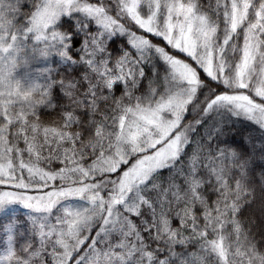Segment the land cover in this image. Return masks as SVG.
<instances>
[{
	"label": "snow or ice",
	"instance_id": "snow-or-ice-1",
	"mask_svg": "<svg viewBox=\"0 0 264 264\" xmlns=\"http://www.w3.org/2000/svg\"><path fill=\"white\" fill-rule=\"evenodd\" d=\"M0 264H264V0H0Z\"/></svg>",
	"mask_w": 264,
	"mask_h": 264
},
{
	"label": "trees",
	"instance_id": "trees-1",
	"mask_svg": "<svg viewBox=\"0 0 264 264\" xmlns=\"http://www.w3.org/2000/svg\"><path fill=\"white\" fill-rule=\"evenodd\" d=\"M203 2L205 4H207V3H209V0H203ZM211 2L214 4L215 0H211ZM126 39L127 38L125 37V40ZM239 42L241 44L243 43L242 30H241V35L239 37ZM243 119H244L243 117L240 118L241 121H243ZM235 127L239 130V133L232 137V140L235 141V142H240L241 140H243L245 137H248L249 135H251L253 137H259L260 136V132L259 131H254L253 130L256 126L253 125L252 127H250L248 125V122H238V123H236ZM213 199H215V197H213ZM17 216L23 217L25 220H27V216L26 215H22V214L18 213ZM241 220L244 221L245 228L250 230L251 233L256 236V239L259 240V236L257 235L258 227L260 225L259 212L256 211L254 215H250L249 211L246 209L244 215L241 217ZM27 226L28 227L31 226L30 222H29V224Z\"/></svg>",
	"mask_w": 264,
	"mask_h": 264
},
{
	"label": "rangeland",
	"instance_id": "rangeland-1",
	"mask_svg": "<svg viewBox=\"0 0 264 264\" xmlns=\"http://www.w3.org/2000/svg\"><path fill=\"white\" fill-rule=\"evenodd\" d=\"M18 213L22 214V215H26L27 214V210L23 208V206L17 205L15 207L14 210V214L17 215ZM27 216V215H26Z\"/></svg>",
	"mask_w": 264,
	"mask_h": 264
}]
</instances>
